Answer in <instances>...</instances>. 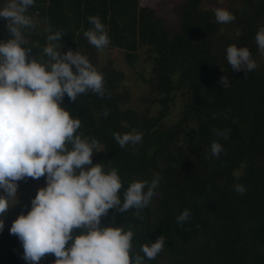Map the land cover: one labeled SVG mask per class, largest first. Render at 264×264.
<instances>
[{
  "label": "trees",
  "instance_id": "obj_1",
  "mask_svg": "<svg viewBox=\"0 0 264 264\" xmlns=\"http://www.w3.org/2000/svg\"><path fill=\"white\" fill-rule=\"evenodd\" d=\"M174 1L36 0L28 15L37 25L22 30V46L47 63L43 47L51 27L63 33L55 42L62 54L79 51L103 74L104 97L91 91L76 101L65 96L61 106L81 119L79 133L99 142L93 164L118 169L121 198L132 181L161 177L158 196L141 217L135 210L110 209L101 226H131L137 232L134 247L137 241L155 242L164 235V250L146 264H264V65L246 76L234 72L226 59L233 44L248 47L255 60L263 56L255 36L264 26V0H225L224 8L236 17L228 24L216 22L210 4L216 0ZM5 2L0 0V7ZM91 16H98L108 31L111 43L103 51L84 36L93 27ZM6 23L0 19V41L12 38ZM114 50L132 67L146 54L152 71L143 77L149 86V94L140 99L143 110L129 106L132 93L125 73L113 60L101 61L103 52ZM223 75L230 81L227 88L219 83ZM180 99L178 118L172 122ZM214 130H228V138ZM133 131L143 134L142 141L122 149L114 133ZM213 141L223 147L219 157L211 155ZM18 184L19 203L8 212L0 233V264H26L10 227L30 210L45 178ZM236 184L247 191L235 192ZM185 209L192 215L180 227L176 218ZM55 259L49 254L40 264H54Z\"/></svg>",
  "mask_w": 264,
  "mask_h": 264
},
{
  "label": "clouds",
  "instance_id": "obj_2",
  "mask_svg": "<svg viewBox=\"0 0 264 264\" xmlns=\"http://www.w3.org/2000/svg\"><path fill=\"white\" fill-rule=\"evenodd\" d=\"M36 0H6L0 7V19L6 20L11 39L0 41V233L5 229L8 212L18 201L19 181L45 178V187L31 200L27 214H20L10 227L18 237L26 264H40L46 255H53L54 264H146L165 248L166 237L155 242L133 240L137 232L131 226H101L110 209L119 213L142 212L158 196L159 174L142 181H132L126 190L115 167L93 164L94 152L100 149L94 137L79 133L81 119L73 117L61 105L65 96L71 101L91 91L101 98L106 89L104 77L79 51L61 53L60 31L46 29L43 55L47 63L31 57V49L23 47V29H35L37 22L28 11ZM218 24L233 22L235 15L223 7L213 9ZM93 26L84 32L90 45L103 51L110 43L106 26L98 16L88 18ZM264 55V26L255 36ZM226 59L234 72L245 75L257 68L248 47L233 44L226 49ZM223 88L230 85L226 75L219 81ZM108 112H104L107 117ZM215 118V116L213 117ZM228 138V130H214ZM123 149L142 141L143 134L114 133ZM223 147L213 141L211 155L219 157ZM233 190L244 194L242 184ZM185 209L176 218L178 226L191 218ZM79 230L73 234V230ZM69 242H71L69 244ZM67 246V247H66Z\"/></svg>",
  "mask_w": 264,
  "mask_h": 264
},
{
  "label": "rangeland",
  "instance_id": "obj_3",
  "mask_svg": "<svg viewBox=\"0 0 264 264\" xmlns=\"http://www.w3.org/2000/svg\"><path fill=\"white\" fill-rule=\"evenodd\" d=\"M172 2H176L174 0H170ZM210 4L213 8L215 7H225V0H216L210 1ZM40 33V32H39ZM27 41L29 38L26 36ZM146 54L143 51L141 53V58L135 67L128 65L124 59L123 53L119 50H114L112 52H103L101 55L102 63H106L108 60H113L115 62V66L118 70L125 73L126 80L125 84L130 89L132 93V100L130 103V107L136 110H143L144 105L141 103L140 99L149 94V86L146 84L145 79H147L151 75V67L148 62H146ZM257 66L264 65V55L259 59L255 60ZM144 77V78H143ZM182 106V99L178 101L177 109L174 111L171 121H175L178 118L179 111Z\"/></svg>",
  "mask_w": 264,
  "mask_h": 264
}]
</instances>
